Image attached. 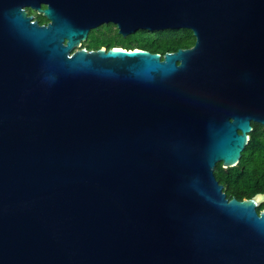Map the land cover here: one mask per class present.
I'll list each match as a JSON object with an SVG mask.
<instances>
[{"label":"water","instance_id":"obj_1","mask_svg":"<svg viewBox=\"0 0 264 264\" xmlns=\"http://www.w3.org/2000/svg\"><path fill=\"white\" fill-rule=\"evenodd\" d=\"M111 22L196 41L83 46ZM253 121L264 0H0V264H264V192L215 174Z\"/></svg>","mask_w":264,"mask_h":264},{"label":"trees","instance_id":"obj_2","mask_svg":"<svg viewBox=\"0 0 264 264\" xmlns=\"http://www.w3.org/2000/svg\"><path fill=\"white\" fill-rule=\"evenodd\" d=\"M35 17L44 23L47 18L32 9ZM113 24H106L103 28L91 30L89 38L83 46L88 48H100L122 46L126 48H144L152 52H160L163 55L168 51H176L179 48L192 46L196 37L190 28H166L159 30L139 29L138 31L123 36L118 28L113 30ZM253 130L250 133L248 145L242 152L240 162L230 168H225L222 162L215 167V174L231 199L251 198L260 192H264V124L253 121ZM264 209V203L258 208Z\"/></svg>","mask_w":264,"mask_h":264},{"label":"flooded vegetation","instance_id":"obj_3","mask_svg":"<svg viewBox=\"0 0 264 264\" xmlns=\"http://www.w3.org/2000/svg\"><path fill=\"white\" fill-rule=\"evenodd\" d=\"M46 5L45 4H42V7H45ZM29 12H30V9H29ZM31 14H35V13H31ZM36 16V15H35ZM49 22V20L47 19V21L46 22H44V23H48ZM106 24H109V23H105V24H102L101 26H99L98 28H96L97 30H99V29H101V28H103ZM111 24H113L112 25V27H113V30L115 29V27H117L114 23H112L111 22ZM92 30H95V29H92ZM91 32V31H90ZM90 32H89V34H90ZM88 38H89V35H88ZM84 44V43H83ZM106 47H108L107 45H105ZM102 47V46H101ZM88 48V47H87ZM109 48V47H108ZM88 49H92V48H88ZM93 49H96V48H93Z\"/></svg>","mask_w":264,"mask_h":264}]
</instances>
